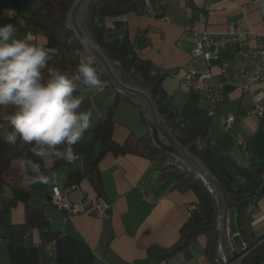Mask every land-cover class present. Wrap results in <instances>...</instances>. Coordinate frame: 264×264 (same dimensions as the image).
<instances>
[{
  "label": "crops",
  "instance_id": "crops-1",
  "mask_svg": "<svg viewBox=\"0 0 264 264\" xmlns=\"http://www.w3.org/2000/svg\"><path fill=\"white\" fill-rule=\"evenodd\" d=\"M146 4L143 13L132 11L119 18L106 17L104 24L112 29L113 35H117L118 32L113 30L116 21H123V30L140 59L148 61L154 68L165 66L174 71L164 78L162 84L172 109L183 119H202L207 116L208 102L200 93L193 91L183 77L194 68L196 80L207 79L214 84L222 82L220 67L224 62L234 60V50L225 49L210 61L195 56V34H222L229 25L235 24L239 29L253 32V36L244 40L241 46H257L264 36V5L260 0H146ZM32 8L33 5L26 0H0V25L11 23L17 26L18 38H26L44 47L49 59L54 58L56 49L45 46L40 33L18 22ZM103 80L112 82L106 77ZM110 88L115 90L114 100L117 87L112 82ZM260 88L261 85L256 84L252 90L243 91L235 85H225L224 100L218 107V114L237 115L230 132L223 130L218 115L209 117L208 129L215 154L231 173L264 161V126L258 117L249 114L254 94ZM104 96V106L99 109L100 118L112 102L108 104L109 95ZM131 98L122 99L116 109L114 138L119 143H124L131 134L138 136V131H143V134L148 131L141 108ZM95 100H92L93 106ZM159 136L166 145H173L164 132L159 131ZM240 137L247 141L249 155L241 151ZM77 163L81 162L78 160ZM44 164L43 174L57 176L58 183L32 184L31 178L24 174L17 181L19 188L15 184L8 185L5 193L17 198L19 203L6 215V221L11 226L22 224L26 205L30 204L45 212L49 231L58 236L55 241L43 244L41 231L34 229L27 233V242H23L19 240L20 234L16 229L0 227V264H215L207 254L206 234L193 238L183 250L168 254L180 240L181 228L190 216V205L197 203L199 198L192 190L175 188L177 179L174 175L159 179L162 162L156 163L135 154L107 153L99 163L100 194L89 178L74 188L66 186L73 165L56 166L54 157H49ZM55 186L60 187L72 201L82 200L88 206L98 196L109 201L105 217L98 218L92 210L68 214L51 202ZM257 204L256 211H245L243 228L248 236L264 239V195ZM238 215L237 208L228 205L229 247H235V237H240L242 243L245 241Z\"/></svg>",
  "mask_w": 264,
  "mask_h": 264
},
{
  "label": "trees",
  "instance_id": "trees-1",
  "mask_svg": "<svg viewBox=\"0 0 264 264\" xmlns=\"http://www.w3.org/2000/svg\"><path fill=\"white\" fill-rule=\"evenodd\" d=\"M33 8L28 15L19 19V24L40 33L41 42L48 48H54L57 55L49 59V67L72 72L78 63L81 54L91 55L77 34L68 25V14L74 0H26ZM155 1V0H154ZM146 0H92L89 6V22L91 33L103 51L112 61H121V68L131 75L141 86L149 91L163 124L171 130L179 143L188 148L215 176L219 184L231 195L229 206H234L239 212V226L244 239L252 250L243 259L242 264H261L264 260V240L255 239L246 234L243 228V215L250 203L259 201L264 195V161L255 162L245 166L235 173H231L214 151L208 121L209 116L202 119H183L176 113L168 102L163 89V80L167 75L153 74L154 66L148 61L140 59L133 50V43L123 30L124 22L116 21L117 35L112 34L104 24L106 17L119 18L132 11L143 13L146 10ZM92 56V55H91ZM75 96L78 97L79 88H84L80 83L75 85ZM109 89V88H108ZM122 99H132L130 95L119 92L107 108L106 114L99 118L90 128L91 137L82 139L74 146V151L80 156L72 163L56 159L55 165L71 166L66 180L67 187H75L85 178H89L97 187L100 194L101 169L99 163L109 152L114 154H135L154 160L157 156L164 157L168 151L163 149L155 140L150 131L153 122L141 108L143 119L148 125V131L136 136L131 134L124 143H119L114 138V127L117 123L115 113ZM81 105L90 107V99L81 100ZM12 109L0 108V227L14 228L20 234V241L27 242V233L39 229L42 234L43 244L56 240L58 234L48 229L49 219L45 212L30 204L26 205L25 220L22 224L11 226L6 221V215L15 207L19 200L5 193V188L10 184L17 186L18 179L24 174L31 178V173L24 167V160L32 157L30 146H12L3 142L2 133L10 131V125L5 117L11 114ZM86 133V132H85ZM74 163V164H73ZM156 163H161L156 162ZM45 168L44 162L42 169ZM159 179L174 175L177 179L175 188L181 191H194L199 201L193 203L197 206L190 212V216L181 228V237L168 252L174 254L188 246L190 241L200 234L208 237L207 254L215 263L217 244L221 231L217 228V215L219 201L206 183L194 173H186L174 166L164 165L160 168ZM18 187V186H17ZM19 188V187H18ZM99 199V196L95 199ZM94 200V201H95ZM93 201V202H94Z\"/></svg>",
  "mask_w": 264,
  "mask_h": 264
},
{
  "label": "clouds",
  "instance_id": "clouds-1",
  "mask_svg": "<svg viewBox=\"0 0 264 264\" xmlns=\"http://www.w3.org/2000/svg\"><path fill=\"white\" fill-rule=\"evenodd\" d=\"M17 32L11 23L0 25V108L12 109L5 117L11 130L2 133L3 142L30 146L36 159L27 157L24 167L32 184H56L58 177L45 176L42 163L49 157L76 160L74 146L82 142L93 113L79 110L75 85L99 86L95 60L81 54L72 72L49 67L48 51Z\"/></svg>",
  "mask_w": 264,
  "mask_h": 264
},
{
  "label": "built area",
  "instance_id": "built-area-1",
  "mask_svg": "<svg viewBox=\"0 0 264 264\" xmlns=\"http://www.w3.org/2000/svg\"><path fill=\"white\" fill-rule=\"evenodd\" d=\"M195 36L197 43L194 55L202 56L208 61L217 58L225 49L230 48L234 50V60L231 62H224L220 67L222 82L214 84L207 79L198 81L195 77L197 72L194 68H192L191 71H189L183 77V80L193 91L200 93L201 96L206 98L208 102L207 115L209 117L218 115L220 117V122L223 130L227 133L230 132L237 120V115L233 113H226L222 115L218 114V107L224 100L225 85L232 84L239 87L243 91H249L252 90L254 85L260 84L261 88L257 93L254 94V104L249 110V114L258 117L262 125L264 126V36L257 46L243 47L241 46L242 42L247 38L252 37L253 32L251 30L239 29L235 24L229 25L227 31L222 34L202 32L196 33ZM114 63L119 67L122 66L121 61H114ZM152 73L171 75L174 73V71H171L167 69V67L162 66L153 69ZM111 86L112 82L102 80L99 83L98 87L100 89L107 90ZM150 131L153 134V127H150ZM238 144L241 151L245 155H249L247 141L244 138L240 137L238 139ZM76 156V160H78L80 156L77 154ZM160 161L164 165L177 167L183 172L197 174L202 179V175L198 172L194 165H192L181 154L168 152V154L164 157L157 156L154 159V162ZM206 185L218 199L214 189L207 183ZM71 188L74 187H69V189ZM51 202L66 211L68 214H80L92 210L98 218H104L106 210L110 206L109 201L105 200L104 198L95 200L91 204V206H88L86 202L82 200L72 201L69 196L67 194H64L58 186L53 187ZM257 203V201L250 203L247 207V211H256L258 207ZM196 208L197 206L195 204L190 205L189 212H192V210H195ZM217 228L220 231L222 229L221 207H219L217 215ZM230 250L233 263L242 264L243 259L252 250V248H249L247 242L244 241L240 250H237L235 247H230ZM214 261L215 264H229L227 255L222 245L221 238L217 244V251ZM261 264H264V260Z\"/></svg>",
  "mask_w": 264,
  "mask_h": 264
},
{
  "label": "water",
  "instance_id": "water-1",
  "mask_svg": "<svg viewBox=\"0 0 264 264\" xmlns=\"http://www.w3.org/2000/svg\"><path fill=\"white\" fill-rule=\"evenodd\" d=\"M91 2L92 0H74L73 6L68 14L69 27L75 31L79 40L94 57L96 68L98 70L99 81L101 82L104 77L110 78V80L117 87L116 95L118 92L131 95L135 102L143 107L147 117L153 122V135L156 142L168 152L177 151L182 154L192 165H194V167L202 175V179L214 189L222 209V245L227 255L229 264H234L230 247L227 244V201H230L232 198L230 193L219 184L218 180L209 172L205 165L196 156H194L190 150L184 148L171 134V132L163 124L150 93L143 86L136 83L127 73L124 72L122 68L116 65L103 53L95 41L89 27V6ZM77 83L88 86L82 82ZM159 131L164 132L165 135L172 141L173 145L169 146L163 143L159 136Z\"/></svg>",
  "mask_w": 264,
  "mask_h": 264
},
{
  "label": "rangeland",
  "instance_id": "rangeland-1",
  "mask_svg": "<svg viewBox=\"0 0 264 264\" xmlns=\"http://www.w3.org/2000/svg\"><path fill=\"white\" fill-rule=\"evenodd\" d=\"M79 95H78V98L80 100H83V99H90L91 101V104L90 107H86L84 105H81L80 107V111H87V110H91L92 113H93V116H92V124L91 126H93L95 124V122L100 118L99 116V109L103 108V103L105 102V96L107 97V95H109V103L110 104V101H113V98H114V93H115V90L113 88H109V89H100L98 86H95V87H87V88H79ZM96 96V97H95ZM96 98V100H95ZM92 100L94 102V100L96 101V104L93 106V103H92ZM108 106V105H107ZM101 112V111H100ZM106 114V112H105ZM96 116H98L97 118H95ZM144 132L143 131H138V136H140L141 134H143ZM91 130L90 128L86 131L85 133V138H90L91 137ZM8 188V186L6 187ZM234 246L236 247L237 250H240L242 248V239L240 237H235L234 239Z\"/></svg>",
  "mask_w": 264,
  "mask_h": 264
}]
</instances>
